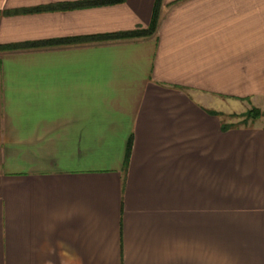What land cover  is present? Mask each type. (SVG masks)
I'll return each instance as SVG.
<instances>
[{"label":"crops","instance_id":"crops-1","mask_svg":"<svg viewBox=\"0 0 264 264\" xmlns=\"http://www.w3.org/2000/svg\"><path fill=\"white\" fill-rule=\"evenodd\" d=\"M155 7L0 0V264H215V228L259 212L231 186L264 189V127L209 111L264 99V0H160L153 36L91 39Z\"/></svg>","mask_w":264,"mask_h":264},{"label":"rangeland","instance_id":"rangeland-1","mask_svg":"<svg viewBox=\"0 0 264 264\" xmlns=\"http://www.w3.org/2000/svg\"><path fill=\"white\" fill-rule=\"evenodd\" d=\"M258 109L263 117L250 123V127H264V99L232 101L224 107V121L237 124L242 119L232 115H242ZM243 127V126H242ZM232 190L242 193L234 196L240 208H250L253 213H232L225 222L229 226L215 228V264H264V189L254 188L244 181H232ZM250 193V194H249ZM260 209V210H259Z\"/></svg>","mask_w":264,"mask_h":264},{"label":"trees","instance_id":"trees-1","mask_svg":"<svg viewBox=\"0 0 264 264\" xmlns=\"http://www.w3.org/2000/svg\"><path fill=\"white\" fill-rule=\"evenodd\" d=\"M115 1V0H114ZM113 2V1H111ZM114 3V2H113ZM159 5H160V0H156V7L155 10L153 12V18H152V22L149 25L148 29L146 30H142V31H134V32H130V33H117V34H111V35H104L102 36H98L95 38H91L94 41H118V40H122V39H130V38H141V37H149V36H153L156 33L157 30V25L159 23ZM210 114L215 115V116H219L221 117L222 120V131L223 132H227L229 130H233V129H239L242 128V126L244 128H251L250 126H247L250 123H254L256 122V120L260 119L261 117H263V113L260 110H256V109H250V111H248L245 114L242 115H232V117H237V118H241L242 120L240 122H238L237 124H227V122L224 121V114L222 113H218V112H214V111H209Z\"/></svg>","mask_w":264,"mask_h":264}]
</instances>
